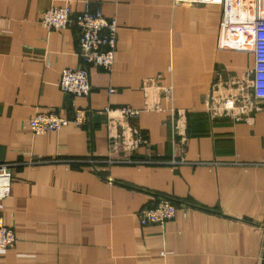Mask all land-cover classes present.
I'll list each match as a JSON object with an SVG mask.
<instances>
[{"label":"crops","instance_id":"0c3cea01","mask_svg":"<svg viewBox=\"0 0 264 264\" xmlns=\"http://www.w3.org/2000/svg\"><path fill=\"white\" fill-rule=\"evenodd\" d=\"M67 5L118 21L114 65L90 68L88 97L60 88L62 71L82 65L77 27L40 22ZM221 16L220 6L173 0H0V163L12 165L0 219L18 239L0 264H264V107L249 121L204 112L222 69L240 78L255 65L249 51L219 49ZM148 78L171 85L186 111L185 149L173 143L176 114L142 110ZM108 105L142 110L131 125L149 145L137 158L184 163L93 164L110 153ZM80 108L92 111L84 126L31 129L37 113L71 118ZM40 156L47 162L27 164ZM162 198L175 218L141 225L137 213Z\"/></svg>","mask_w":264,"mask_h":264},{"label":"built area","instance_id":"2783aa9c","mask_svg":"<svg viewBox=\"0 0 264 264\" xmlns=\"http://www.w3.org/2000/svg\"><path fill=\"white\" fill-rule=\"evenodd\" d=\"M173 4L187 6L217 5L222 16L219 28L218 47L222 50L234 49L249 51L255 56V65L242 77L233 78L220 73L207 94L204 112L210 120L232 121L251 120L254 113L264 107V0H173ZM41 25L50 32L77 27L79 56L81 66L66 68L62 71L60 88L72 97H88L92 93L90 68H102L110 72L114 65L118 40V21L107 18L100 11L92 12L86 6L81 13H74L69 5L51 7L40 17ZM115 89L110 88L113 94ZM145 104L143 111L162 112L169 110L177 116L173 129V143L185 149L188 141L185 124L186 111L173 106L174 89L164 85L159 78H148L143 82ZM169 104V108L166 106ZM142 110L132 107L106 106L102 114L107 119L110 153L107 157L97 158L93 164L104 165H178L184 163L177 157L172 160L141 159L134 153L149 145L142 132L131 125ZM92 111L77 109L73 117L62 116L57 111L37 113L30 121L35 134L41 135L60 131L70 123L84 126ZM47 162L37 157L27 164ZM12 165L0 163V199L8 197L12 188ZM105 172V169H103ZM113 182V179H109ZM176 204L169 198H162L154 206L141 209L137 215L141 225L155 224L164 227L175 218ZM18 239L13 228L0 219V250L12 248Z\"/></svg>","mask_w":264,"mask_h":264},{"label":"rangeland","instance_id":"374dc122","mask_svg":"<svg viewBox=\"0 0 264 264\" xmlns=\"http://www.w3.org/2000/svg\"><path fill=\"white\" fill-rule=\"evenodd\" d=\"M222 71L224 72V74H225V76H224V78H228L230 75L228 74V71H226V70H224V69H222Z\"/></svg>","mask_w":264,"mask_h":264}]
</instances>
